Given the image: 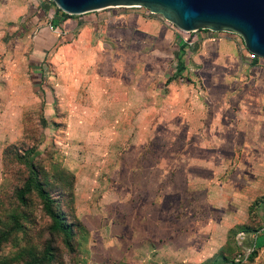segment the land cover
Listing matches in <instances>:
<instances>
[{"label": "rangeland", "instance_id": "obj_1", "mask_svg": "<svg viewBox=\"0 0 264 264\" xmlns=\"http://www.w3.org/2000/svg\"><path fill=\"white\" fill-rule=\"evenodd\" d=\"M38 3L39 18L28 27L23 21L35 8L29 0H0V264H198L208 227L219 226V242L224 228L245 220V199L239 201L235 217L214 210L208 225L199 215H163L162 239H171L163 243L159 256L152 244L157 225L154 200H149L154 187L148 181L153 172L123 166L134 158L129 149L135 142L147 146L140 158L144 161L153 160L158 145H169L175 138V143L185 142L184 136L146 134L154 122L152 105H147L152 107L146 114L149 119L138 132L137 116L123 100L131 95V87L143 84L161 87L151 96L171 95L164 82L175 62L172 35H139L142 31L133 17L145 18L142 8L120 6L83 17L97 20L94 33L87 27L82 35L68 32L65 40L35 35L40 25L47 27L50 17L42 9L53 8L45 1ZM192 79L187 72L175 78L185 85L178 96H192ZM244 84L242 91L231 89L232 99L242 92L264 97V72L249 76ZM198 90L199 101L209 105L208 94ZM256 136V157L263 166L255 172L262 178L264 136ZM243 172L250 174L245 168ZM139 174L150 177L139 184ZM29 175H35L51 209L69 224L70 246L63 233L52 228L33 187L23 201L18 199ZM139 195L143 199L138 200ZM47 246L50 261L43 258ZM206 249L214 253L217 242L211 241ZM224 252L232 256L230 247Z\"/></svg>", "mask_w": 264, "mask_h": 264}, {"label": "crops", "instance_id": "obj_2", "mask_svg": "<svg viewBox=\"0 0 264 264\" xmlns=\"http://www.w3.org/2000/svg\"><path fill=\"white\" fill-rule=\"evenodd\" d=\"M29 4L35 8L23 21L28 27L34 23V18L41 11L37 6L42 3L29 0ZM42 11L46 14L44 9ZM89 13L62 18L52 26V31L45 24L40 25L35 30V35H57L65 40L64 35H68V32L79 31V35H82L87 27L94 33L99 23L96 24L97 20H84L83 17ZM58 17L52 15L45 22L47 24L50 20L52 24L53 18L57 20ZM81 18L84 21H80ZM133 18H136L142 31L139 35H172L175 62H171L174 66L168 76L178 71V76L187 72L194 77L189 86L192 96L189 97L178 96L185 85L176 81L175 77L164 82L165 87H170L171 95L151 96L152 90L159 92L161 87L143 84L131 87L129 90H133V94L123 98L129 111L133 110L134 117L137 116L133 120L136 121L134 127L138 132L145 128L146 120L149 119L146 114L153 107L154 122L152 129L147 127V135L185 137L184 143H175V138L171 139L174 142L169 145H158L154 149L157 154L153 160L146 161L140 158L147 146L135 142L129 149L131 153H135L134 158L123 164L131 169H138V172L140 169L147 170L148 174L153 172L148 183H152L154 187L149 200H154V225H157L154 227L155 240L152 243L155 252L161 256L163 243L170 242L171 239L169 235L167 239H162V227H166L161 226L163 219L160 217L163 215H169L173 211H177L180 216L199 215L206 217L205 225H208V217L214 210L221 211L223 216L235 217V212L241 205L239 201L245 199L242 213L245 220L242 218L241 222L224 228L219 242L216 238L220 232L219 226L212 229L208 227L201 245L205 248L202 251L203 257L198 264L247 263L245 257L253 249L255 253L248 264L264 263V177H256L258 172H255L263 166L256 157L257 150H260L256 135L264 136V97L258 94L246 96L242 92L240 98L232 99L231 92L234 87L241 91L246 88L244 82L249 76L261 75L264 72V59L250 58L242 40L227 32L198 29L182 33L156 14L142 19ZM197 74L201 81L197 80ZM198 89L208 94L209 105L199 101L196 96ZM127 93L128 91L125 94ZM231 99L234 102L229 101ZM161 113H164L162 119ZM244 168L250 170L252 175L242 173ZM261 174L264 175V172ZM150 176L143 177L139 174L137 182L141 184ZM132 181L135 183L136 179L133 178ZM129 198L134 199L133 195ZM137 198L143 199L142 195ZM254 200L258 202L252 204ZM142 241L150 245L152 242L148 239ZM211 241L217 242V249L212 254L206 249V246L210 247ZM227 247L232 249V256L227 257L224 252ZM172 254L171 251L168 252L169 256ZM231 259L236 262H225ZM237 260L240 262L237 263Z\"/></svg>", "mask_w": 264, "mask_h": 264}, {"label": "water", "instance_id": "obj_3", "mask_svg": "<svg viewBox=\"0 0 264 264\" xmlns=\"http://www.w3.org/2000/svg\"><path fill=\"white\" fill-rule=\"evenodd\" d=\"M67 15L108 7H143L183 32L237 34L247 51L264 58V0H51Z\"/></svg>", "mask_w": 264, "mask_h": 264}, {"label": "trees", "instance_id": "obj_4", "mask_svg": "<svg viewBox=\"0 0 264 264\" xmlns=\"http://www.w3.org/2000/svg\"><path fill=\"white\" fill-rule=\"evenodd\" d=\"M55 13H56V15L59 16V19L55 20V18H53L54 19L53 22L51 21L52 22V24H51L52 26H54L55 23L59 22L62 18H66V17L71 16V15H67V14L61 12L59 9H56ZM178 74H179V72L175 71V72L172 73L171 76H168L166 78V80L167 81L171 80V79L177 77ZM34 177H35V175H29V177L27 178V181L24 184L23 189H21L18 192V195H17L18 199L23 201L24 200V194L26 192H28L33 187L36 190V193H37L38 197L41 199L45 211L47 212V214L51 218V226H52V228L54 230H56V231H61L63 233V235H64L65 243L68 246H70V244H69V240H70L69 239L70 238L69 231H71V230H70L69 224L63 219V217L60 214L56 213L55 211H53L51 209V207H50V199H49L48 194L46 193V191H44V189L42 188V185L39 183V181H37V179L34 178ZM257 202H258L257 200H254L252 202V204H256ZM48 249H49V247L47 246V249L44 252L45 255L43 256V258H45L46 261H50L51 260V256L48 253ZM254 253H255V251L253 249L247 254V256L245 257V261L247 263L252 260V258L254 256ZM226 260H228V259H226ZM226 260H225V262H231V263L236 262L234 259H231L229 261H226ZM239 262H240V260H237V263H239ZM36 264H40V263H36Z\"/></svg>", "mask_w": 264, "mask_h": 264}, {"label": "built area", "instance_id": "obj_5", "mask_svg": "<svg viewBox=\"0 0 264 264\" xmlns=\"http://www.w3.org/2000/svg\"><path fill=\"white\" fill-rule=\"evenodd\" d=\"M31 1H35V2L38 3V0H31ZM40 1H41V2L45 1L46 4H48V5H49V3H50L51 6H52L53 8H52V9H49V11L46 10V12H48V14H50V16H52V15L56 16L55 11H56V9H58V8L56 7V5H55L51 0H40ZM138 8H142V12H141V13H142L144 16L153 15L151 12H149L147 9H145V8H143V7H138ZM47 9H48V7H47ZM57 19H59V17H58ZM47 28H48L49 30H53V27H52V25L50 24V20H49L48 23H47ZM180 31H181V30H180ZM181 32H183V31H181ZM185 33H189V32H185ZM245 49H246V48H245ZM246 52H247V54H248V56H249L250 58L264 59V58H260V57L256 56L255 54H253V53L247 51V49H246Z\"/></svg>", "mask_w": 264, "mask_h": 264}]
</instances>
